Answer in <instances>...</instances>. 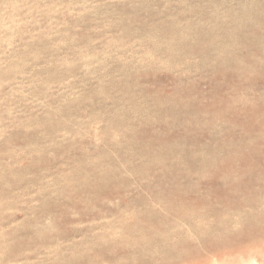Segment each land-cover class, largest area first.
I'll return each mask as SVG.
<instances>
[{"label": "rangeland", "instance_id": "obj_1", "mask_svg": "<svg viewBox=\"0 0 264 264\" xmlns=\"http://www.w3.org/2000/svg\"><path fill=\"white\" fill-rule=\"evenodd\" d=\"M246 261L264 0H0V264Z\"/></svg>", "mask_w": 264, "mask_h": 264}, {"label": "bare ground", "instance_id": "obj_2", "mask_svg": "<svg viewBox=\"0 0 264 264\" xmlns=\"http://www.w3.org/2000/svg\"><path fill=\"white\" fill-rule=\"evenodd\" d=\"M246 262H247V264H249V263H250V262H248V261H246ZM246 262H244V263H246ZM240 263H241V264H244L243 262H239V264H240Z\"/></svg>", "mask_w": 264, "mask_h": 264}]
</instances>
